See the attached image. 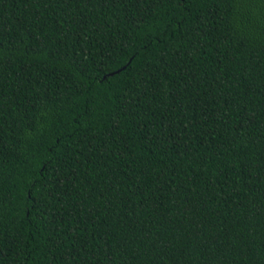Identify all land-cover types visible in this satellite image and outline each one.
<instances>
[{"label": "trees", "instance_id": "obj_1", "mask_svg": "<svg viewBox=\"0 0 264 264\" xmlns=\"http://www.w3.org/2000/svg\"><path fill=\"white\" fill-rule=\"evenodd\" d=\"M0 264H264V0H0Z\"/></svg>", "mask_w": 264, "mask_h": 264}]
</instances>
